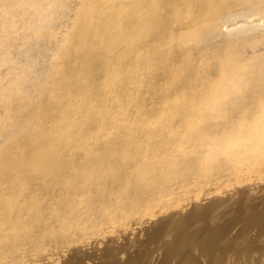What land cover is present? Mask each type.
<instances>
[{
	"label": "bare ground",
	"instance_id": "obj_1",
	"mask_svg": "<svg viewBox=\"0 0 264 264\" xmlns=\"http://www.w3.org/2000/svg\"><path fill=\"white\" fill-rule=\"evenodd\" d=\"M263 1L80 2L60 105L2 144L0 264H264Z\"/></svg>",
	"mask_w": 264,
	"mask_h": 264
},
{
	"label": "rangeland",
	"instance_id": "obj_2",
	"mask_svg": "<svg viewBox=\"0 0 264 264\" xmlns=\"http://www.w3.org/2000/svg\"><path fill=\"white\" fill-rule=\"evenodd\" d=\"M89 1L87 0V2ZM80 2L82 5L87 3L83 0H0V88L2 90L4 89V91L0 89V91H2V93L0 92V98L1 94H3L1 99H4L5 97L4 100L0 99V130H3L6 135L1 141L3 143L0 142V152L5 146H7L5 148L7 149L8 146L13 143H17L19 146H24V143L29 140L28 135H31L32 130L34 128L36 129L38 123L43 120H41L42 116L46 115V118H49L60 105L58 98L52 93V85L54 86L55 84L52 82H56L60 73L65 69L64 64L62 63L64 60V51L66 52L67 47H73L72 40L75 38L74 33L76 32L74 26L75 20L80 15V9H84ZM262 7H264V1L256 4L254 7L251 6L247 9H243L253 11L256 8L259 9ZM82 9L80 12L81 14H83ZM128 9H130V7ZM76 15L78 16L77 18L75 17ZM38 32H40V36ZM42 33L45 39L49 38V40L47 39L49 45L46 43ZM45 35L48 36L46 37ZM36 36L38 38L42 37L45 40V43L41 41L42 38H40L39 41ZM222 38L223 37L219 36V39H216V41H220ZM36 41L39 42V47H37L39 44L37 45ZM214 41L212 43H214ZM213 45L211 47L212 50ZM207 47L210 48L209 44ZM50 49H52L53 52H50ZM42 50H44L45 52L43 51V53L48 56H42ZM254 53L255 52L250 49V51H247V56L252 58ZM130 57L131 54L124 55V57H122V62L128 61ZM60 59H63L62 62ZM200 59H202V57H199V62H201L198 63V67L201 69L200 75L205 76V79L214 78L213 80L216 79L215 82H219L220 78H218L215 73L219 68L218 61L213 62V58L211 59L210 57H207V59L203 58V60ZM84 60L86 64L92 63L91 59ZM204 60L206 61L204 62ZM54 61L58 62V67ZM130 64L128 70L133 69L132 67L135 65L133 63ZM73 76L77 77L78 80L82 79V74L78 69L74 70ZM42 78L48 80L47 83L42 80ZM49 80H52V82H49ZM83 81L84 80L79 81L81 82L79 86L85 88V83H82ZM92 81L94 85H101L99 86L101 87L99 90L103 89V80L95 77L92 78ZM51 83L52 85H50ZM18 84L20 86H18ZM19 88L21 91H19ZM8 89L10 90L8 91ZM16 90L18 92H16ZM23 90L25 92H23ZM14 92L15 94H13ZM145 95L149 97L150 92H145ZM195 114V116H197V113ZM12 115L14 118L11 117ZM24 118L27 119V121ZM16 119H19L20 123L22 122L21 120L24 119V122L19 124L23 128L19 126L20 129H18L19 127L12 125V122ZM10 120H12V122ZM44 120L46 119L44 118ZM60 121L63 122L64 118ZM49 122L50 121L48 120V125L51 124V122ZM25 128H27V130H25ZM176 128L177 127H175V129ZM4 143L5 146L3 145V148L2 144ZM174 144L172 145L168 142V145L172 148L174 147ZM188 148L191 149L190 147ZM24 151L21 150L19 153L24 154L27 150ZM194 181L195 180L192 179V182L189 181V183H192L194 187L196 186L195 190L201 189L195 185L197 182ZM190 184L187 187H190Z\"/></svg>",
	"mask_w": 264,
	"mask_h": 264
}]
</instances>
